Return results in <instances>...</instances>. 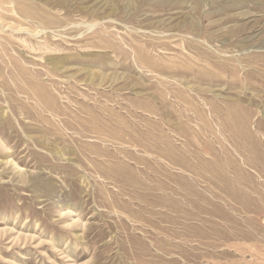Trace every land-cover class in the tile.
<instances>
[{"label": "rangeland", "instance_id": "1", "mask_svg": "<svg viewBox=\"0 0 264 264\" xmlns=\"http://www.w3.org/2000/svg\"><path fill=\"white\" fill-rule=\"evenodd\" d=\"M0 264H264V0H0Z\"/></svg>", "mask_w": 264, "mask_h": 264}, {"label": "crops", "instance_id": "2", "mask_svg": "<svg viewBox=\"0 0 264 264\" xmlns=\"http://www.w3.org/2000/svg\"><path fill=\"white\" fill-rule=\"evenodd\" d=\"M185 155V157H186V163H187V154H184ZM154 172H158V171H154ZM169 173H171V174H177V175H183V176H185V177H190V178H192L193 180L195 179V175H194V171H192V170H187L186 168H182V167H177L176 168V170H173V169H170L169 170ZM155 175H158V174H155ZM157 180H159V181H165V178L164 177H159V178H157ZM169 180L171 181V177L169 178ZM175 187V184H173L172 185V187H170L171 189V191H173L174 188Z\"/></svg>", "mask_w": 264, "mask_h": 264}]
</instances>
